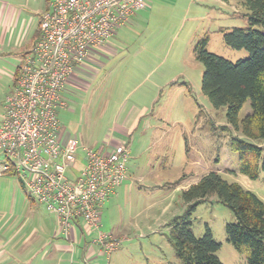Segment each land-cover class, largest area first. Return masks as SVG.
<instances>
[{
    "label": "rangeland",
    "instance_id": "rangeland-1",
    "mask_svg": "<svg viewBox=\"0 0 264 264\" xmlns=\"http://www.w3.org/2000/svg\"><path fill=\"white\" fill-rule=\"evenodd\" d=\"M149 1L150 9L139 13V24L122 28L119 37L109 41L115 42L113 50L88 82L91 87L75 91L74 96L66 95L68 107L58 110L69 137L79 140L83 147L99 149L101 145L95 147V143L106 137L133 89L142 82L144 88L157 85L152 115L134 137L126 140L131 144L129 180L102 210L101 231L113 232L110 235L117 236L120 244L98 264H178L169 224L184 213L185 186L198 183L210 172L239 183L264 201V170L257 180L240 172L239 154L231 150V139L242 134L227 123V108H213L202 93L205 68L195 56L196 44L208 36L210 53L234 63L250 57L246 50L228 47L220 32L249 27L246 0ZM141 52L152 55L150 79L135 64H141L133 58ZM12 62L18 63L16 59L9 60ZM7 64L0 59L1 67ZM10 89L11 85L0 81V121ZM251 112L248 100L239 114L240 122ZM256 143L263 149L262 164L264 140ZM79 155L82 162L83 154ZM12 180L16 187L1 192L5 205L8 200L9 212L15 204L17 217H23L27 208L21 200H28L29 191L19 189L17 180ZM41 211L46 212L43 207ZM234 222L233 213L212 196L193 214L192 231L196 238H202L206 227L210 228L214 239L222 244L217 256L223 264H247L246 257L227 241L226 226Z\"/></svg>",
    "mask_w": 264,
    "mask_h": 264
},
{
    "label": "built area",
    "instance_id": "built-area-1",
    "mask_svg": "<svg viewBox=\"0 0 264 264\" xmlns=\"http://www.w3.org/2000/svg\"><path fill=\"white\" fill-rule=\"evenodd\" d=\"M148 0H54L41 17L40 38L24 56L6 98L0 152L29 194L52 214L69 238L77 223L95 233L93 243L109 257L120 240L101 231L102 210L128 178L130 148L92 149L65 137L58 110L76 67L105 46ZM80 153L83 154L82 162ZM87 263V260H85Z\"/></svg>",
    "mask_w": 264,
    "mask_h": 264
},
{
    "label": "trees",
    "instance_id": "trees-1",
    "mask_svg": "<svg viewBox=\"0 0 264 264\" xmlns=\"http://www.w3.org/2000/svg\"><path fill=\"white\" fill-rule=\"evenodd\" d=\"M248 28L221 29L224 43L234 50H246L250 57L231 62L208 51L209 37L195 46L196 59L204 65L201 90L213 108H227V123L241 137L233 136L231 150L239 154L240 172L257 180L264 162L263 149L256 143L264 140V0H246ZM40 25L37 40L40 38ZM36 40V41H37ZM18 69L14 76L16 85ZM250 100L252 112L241 122L239 114ZM16 176L12 169L8 172ZM212 196L228 208L235 222L226 226L227 241L246 257L247 264H264V201L239 183L225 180L210 172L182 191L185 210L169 224L170 242L178 264H223L217 256L222 244L209 227L202 238L192 231V216Z\"/></svg>",
    "mask_w": 264,
    "mask_h": 264
},
{
    "label": "crops",
    "instance_id": "crops-1",
    "mask_svg": "<svg viewBox=\"0 0 264 264\" xmlns=\"http://www.w3.org/2000/svg\"><path fill=\"white\" fill-rule=\"evenodd\" d=\"M53 1L0 0V59L7 60L9 64L6 68L0 66V81H5L8 86L11 85L7 97L14 89V76L17 69L37 40L41 17L49 10ZM149 9L150 1L148 0L146 8L134 15L124 27L138 25L141 20L139 13ZM122 28L118 31L120 32ZM118 31L112 39L116 40L119 37ZM114 44L115 42L111 41L105 46L95 49L83 65L76 67L62 92V98L65 102L67 101L66 95L74 96L75 91L87 90L91 87L88 82H91V78H95L97 71L104 66L102 60L107 58L105 55L111 54L109 50H113ZM133 58L137 61L141 60V64L138 62L135 64L140 66V69L146 72L147 79H150L153 75V71H149L152 55L141 52ZM11 59H16L18 63H9ZM156 86L152 83L149 89L144 88L143 82L139 83L120 106L121 110L117 112L106 137L100 143H95L94 146L101 145L100 149L105 146L112 148L125 144L130 148L131 144L126 140L134 137L152 115L151 111L155 103L154 87L156 88ZM132 97L133 101L131 102ZM3 115L0 125L3 121ZM65 132L63 129L64 136L69 137L70 135ZM6 162V156L0 154V169ZM12 178L17 180L18 188L27 190L17 176L9 173L0 175V264H86L85 260L88 264H98L103 256L107 257L102 248L93 243L96 234L89 233L81 223L75 224L69 238H66L60 233L56 218L32 198L29 192L28 200L25 198L21 200L24 207L27 208L25 216L17 217L15 204L9 212L8 200L7 205H5L1 191L9 186L16 187ZM128 180L129 169L126 181ZM190 186L186 185L185 188L188 189ZM17 192L16 188L14 203L18 195H16ZM40 206L45 208L46 212H42Z\"/></svg>",
    "mask_w": 264,
    "mask_h": 264
}]
</instances>
